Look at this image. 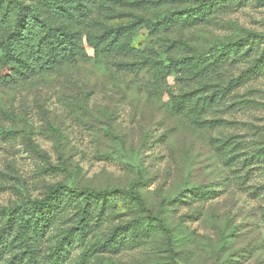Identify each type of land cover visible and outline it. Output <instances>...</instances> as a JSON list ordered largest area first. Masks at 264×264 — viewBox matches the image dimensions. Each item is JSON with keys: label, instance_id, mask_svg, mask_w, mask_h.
I'll list each match as a JSON object with an SVG mask.
<instances>
[{"label": "rangeland", "instance_id": "obj_1", "mask_svg": "<svg viewBox=\"0 0 264 264\" xmlns=\"http://www.w3.org/2000/svg\"><path fill=\"white\" fill-rule=\"evenodd\" d=\"M201 1L105 0L84 22L117 53L99 60L84 39L85 60L0 87V206L60 183L136 191L157 219L110 198L80 228L78 202L61 198L36 264H264V44L211 59L264 36V0L163 21ZM18 252L0 264H26Z\"/></svg>", "mask_w": 264, "mask_h": 264}, {"label": "trees", "instance_id": "obj_2", "mask_svg": "<svg viewBox=\"0 0 264 264\" xmlns=\"http://www.w3.org/2000/svg\"><path fill=\"white\" fill-rule=\"evenodd\" d=\"M104 1L0 0V87L12 86L21 80L46 75L57 67L85 60L87 55L83 47L84 39L99 60H104L106 54L113 56L117 53L121 45L114 40V35L109 32L93 34L89 28L91 23L84 22L95 5H100L101 8L105 6ZM218 1L198 2L195 8L172 12L163 21L174 23L182 19L187 24L201 22L206 10ZM158 23L149 24L153 26ZM248 43L264 44V36L248 33L245 39L220 45L211 59L237 51ZM198 192L188 190L191 197L197 196ZM186 196L181 194L180 197ZM61 198L78 202L80 217L77 226L80 228L86 225L87 209L92 205L103 208L110 198L128 200L139 211L145 212L148 220H157L150 215L142 196L136 191H94L56 183L46 189L41 199L33 201L28 207L0 206V257L7 253L9 245L17 244L18 255L26 258V264H36L37 239L45 233L43 228L53 216L54 208ZM175 201L173 207L181 199Z\"/></svg>", "mask_w": 264, "mask_h": 264}]
</instances>
